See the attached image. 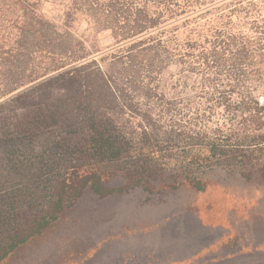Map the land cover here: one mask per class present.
I'll return each instance as SVG.
<instances>
[{
	"label": "rangeland",
	"instance_id": "374dc122",
	"mask_svg": "<svg viewBox=\"0 0 264 264\" xmlns=\"http://www.w3.org/2000/svg\"><path fill=\"white\" fill-rule=\"evenodd\" d=\"M247 1L233 15L235 22L257 16ZM68 2L40 0L39 10L62 22ZM254 2L264 16V0ZM243 25L247 30L248 24ZM72 29L125 100L136 101L140 109L131 116L99 108L97 117L110 118L134 137L140 132L139 118L151 117L161 130L173 129V136L162 133L168 139L162 145L169 148L146 175L145 185L105 197L87 188L52 229L35 243L18 247L3 264H164L187 256L197 257L190 264H264V107L254 102L264 93V59L254 56L247 60L252 65L243 66L244 101L226 92L229 100L218 104L212 95L220 93L205 83V77L218 76L216 68L203 64L202 52L208 50L196 49L195 57L181 63L161 56L150 65L144 54L115 57L111 31L95 28L81 15ZM57 91L54 98L61 93ZM21 106L9 101L0 124L10 131L21 126L26 117ZM70 133L61 135L77 143L81 133ZM83 154L77 151L73 162L92 166V158ZM1 157L0 151L4 166ZM100 170L110 185L131 184L117 165ZM193 178L203 190L191 184ZM41 206L24 209L21 220H32ZM1 230L0 237L7 232Z\"/></svg>",
	"mask_w": 264,
	"mask_h": 264
},
{
	"label": "trees",
	"instance_id": "16d2710c",
	"mask_svg": "<svg viewBox=\"0 0 264 264\" xmlns=\"http://www.w3.org/2000/svg\"><path fill=\"white\" fill-rule=\"evenodd\" d=\"M243 1L69 0L65 19L56 22L41 14L40 0H0V113L13 101L22 105L21 116H26L13 131L0 124L5 162L0 166V229L7 231L0 237V264L18 247L42 238L87 188L105 197L145 185L146 175L169 148L162 145L168 140L162 133L173 136V129L162 132L151 117L139 118L135 137L110 118L97 117L99 108L131 116L140 109L136 101L125 100L84 41L75 36L76 17L111 31L115 57L137 53L144 54L150 65L161 56L181 63L184 57H195L196 49L208 50L202 52L203 64L216 68L218 76L205 77V83L220 93L212 98L221 104L229 100L226 92L244 101L243 66L253 64L247 63L251 57L264 59V16L254 0L247 4L257 16L245 23L233 20ZM243 24H248L247 30ZM54 89L61 91L59 97L54 98ZM55 127L62 131L53 132ZM63 131L81 133L79 141L62 136ZM82 150L92 158V166L73 162ZM210 150L218 153L216 146ZM111 165L122 169L131 184H108L100 167ZM190 182L204 189L200 180ZM39 205L32 220H21L24 209Z\"/></svg>",
	"mask_w": 264,
	"mask_h": 264
},
{
	"label": "crops",
	"instance_id": "0c3cea01",
	"mask_svg": "<svg viewBox=\"0 0 264 264\" xmlns=\"http://www.w3.org/2000/svg\"><path fill=\"white\" fill-rule=\"evenodd\" d=\"M196 256H187V257H179L173 259L171 262H167L164 264H190L193 260H195Z\"/></svg>",
	"mask_w": 264,
	"mask_h": 264
},
{
	"label": "built area",
	"instance_id": "2783aa9c",
	"mask_svg": "<svg viewBox=\"0 0 264 264\" xmlns=\"http://www.w3.org/2000/svg\"><path fill=\"white\" fill-rule=\"evenodd\" d=\"M258 102H259L260 106L264 107V93L259 94Z\"/></svg>",
	"mask_w": 264,
	"mask_h": 264
}]
</instances>
